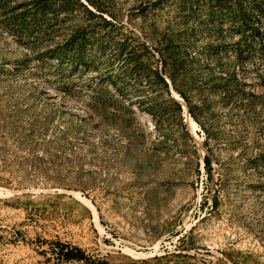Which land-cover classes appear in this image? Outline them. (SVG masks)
I'll use <instances>...</instances> for the list:
<instances>
[{"label": "rangeland", "instance_id": "obj_1", "mask_svg": "<svg viewBox=\"0 0 264 264\" xmlns=\"http://www.w3.org/2000/svg\"><path fill=\"white\" fill-rule=\"evenodd\" d=\"M53 242L264 264V0H0V264Z\"/></svg>", "mask_w": 264, "mask_h": 264}, {"label": "trees", "instance_id": "obj_2", "mask_svg": "<svg viewBox=\"0 0 264 264\" xmlns=\"http://www.w3.org/2000/svg\"><path fill=\"white\" fill-rule=\"evenodd\" d=\"M179 96L185 101L187 104V100L185 96L178 92ZM188 112L190 116L192 117L191 109L188 107ZM204 167L208 170L209 169V160L207 157H204ZM51 255H53L54 259L58 263H64L68 264L71 262H77L80 264H106V262L99 258H89L87 257L84 252L75 246H70L69 244H63L59 242H53L51 249H50Z\"/></svg>", "mask_w": 264, "mask_h": 264}, {"label": "bare ground", "instance_id": "obj_3", "mask_svg": "<svg viewBox=\"0 0 264 264\" xmlns=\"http://www.w3.org/2000/svg\"><path fill=\"white\" fill-rule=\"evenodd\" d=\"M173 98L176 100V101H178L180 104H181V106H182V108H183V110H184V116H185V122H186V124H187V127H188V129H189V133L191 132V134H193L194 132H193V127H194V122L191 120V118H190V116H189V114H188V112H187V107H186V105H185V103L182 101H179V98L177 97V96H173ZM187 129V130H188ZM193 132V133H192ZM192 136V135H191ZM196 138V137H195ZM194 138V139H195ZM194 141V140H193ZM196 141V140H195ZM194 141V142H195ZM196 147L197 148H203L202 146H201V143L200 142H198V141H196ZM201 150V149H200Z\"/></svg>", "mask_w": 264, "mask_h": 264}]
</instances>
